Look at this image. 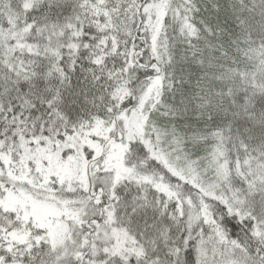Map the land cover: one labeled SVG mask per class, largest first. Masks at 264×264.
I'll use <instances>...</instances> for the list:
<instances>
[{"label": "snow or ice", "instance_id": "obj_1", "mask_svg": "<svg viewBox=\"0 0 264 264\" xmlns=\"http://www.w3.org/2000/svg\"><path fill=\"white\" fill-rule=\"evenodd\" d=\"M0 264H264V0H0Z\"/></svg>", "mask_w": 264, "mask_h": 264}]
</instances>
